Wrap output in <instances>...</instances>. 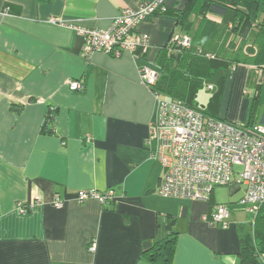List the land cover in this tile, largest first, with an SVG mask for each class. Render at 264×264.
I'll return each mask as SVG.
<instances>
[{
  "label": "crops",
  "instance_id": "1",
  "mask_svg": "<svg viewBox=\"0 0 264 264\" xmlns=\"http://www.w3.org/2000/svg\"><path fill=\"white\" fill-rule=\"evenodd\" d=\"M140 1L0 0V13L6 5L20 7L18 14H0V264H154L142 252L166 237L169 216L177 233L169 264H237L245 237L235 221L225 228L209 224V200L156 192L163 167L146 143L155 99L139 82L138 68L157 71L159 50L180 33L176 20L156 14L137 26L149 37L138 60L101 52L84 59L82 36L69 27L104 29ZM185 1L165 0L175 8ZM191 21L190 36L200 17ZM233 75L223 82L217 112L227 120H234L225 109ZM249 77L246 65L237 89L242 101ZM74 80L81 90L68 88ZM51 112V131L41 132ZM257 123H264V106ZM227 187L229 194L242 193L235 184ZM86 189H111L114 198L78 202L77 191ZM36 197L33 208L17 212L18 202L29 205ZM91 242L94 252L87 251Z\"/></svg>",
  "mask_w": 264,
  "mask_h": 264
},
{
  "label": "built area",
  "instance_id": "2",
  "mask_svg": "<svg viewBox=\"0 0 264 264\" xmlns=\"http://www.w3.org/2000/svg\"><path fill=\"white\" fill-rule=\"evenodd\" d=\"M158 8L165 10V0H141L136 10L122 8L104 29L69 27L82 36L81 55L84 59L94 52H101L112 57L129 53L138 60L140 53H144L149 46V37L137 32V26L153 16ZM8 9L5 6L0 14L9 13ZM50 21L56 22L54 19ZM190 42L188 34L176 33L168 39L167 44L170 47H188ZM138 75L139 82L147 89H151L158 78L157 71L147 65L139 66ZM68 88L78 91L83 84L74 80L69 82ZM206 89L213 90V86L207 85ZM152 93L155 109L146 143L151 149V157L163 167L156 187L157 194L208 201L216 187L235 184L243 191L240 203L245 205L248 212L256 213L259 205L264 203V123L247 126L224 122L203 114L179 99ZM113 198L111 189H86L76 193L78 202L96 199L100 204H105ZM39 201L40 198L36 197L29 205L18 202L17 212L24 214ZM62 205V201L56 197L54 206L59 208ZM229 214L228 206L217 203L211 217L205 219L209 224H219L225 228ZM87 251L94 252L95 244L91 242Z\"/></svg>",
  "mask_w": 264,
  "mask_h": 264
},
{
  "label": "trees",
  "instance_id": "3",
  "mask_svg": "<svg viewBox=\"0 0 264 264\" xmlns=\"http://www.w3.org/2000/svg\"><path fill=\"white\" fill-rule=\"evenodd\" d=\"M153 15L160 14L173 17L181 34L191 33L193 22L191 17L199 16L200 22L191 38L188 47H170L165 44L158 52L154 66L158 78L151 92L179 99L186 105L199 110L207 116L221 118L217 114V96L220 94L224 79L207 107H200L194 102L195 84L189 75H211L216 69L228 71L232 66L250 62L249 76L253 74L254 93L252 100H257L261 84L254 79L255 67L264 66V0H186L182 8L168 6ZM9 13L18 14L20 7L6 5ZM212 14L220 18L217 22L208 18ZM200 49L201 51H198ZM249 77V78H250ZM52 112L45 116L41 132L51 131L49 124L55 120ZM250 125V124H245ZM243 191L239 197V203ZM231 203V202H230ZM217 202L214 194L208 202L206 218ZM229 208V203H222ZM241 204V203H240ZM245 207V205H244ZM260 204L254 213L255 229L253 236L241 239L240 248L236 254L237 264H264V226L256 228L258 218L264 219ZM230 209V208H229ZM231 210V209H230ZM264 212V211H263ZM174 217H167V235L155 241L142 252V257L154 264H169L171 262L177 233L173 230ZM253 239V240H252Z\"/></svg>",
  "mask_w": 264,
  "mask_h": 264
},
{
  "label": "rangeland",
  "instance_id": "4",
  "mask_svg": "<svg viewBox=\"0 0 264 264\" xmlns=\"http://www.w3.org/2000/svg\"><path fill=\"white\" fill-rule=\"evenodd\" d=\"M251 62V61H250ZM245 63L239 64L237 67L232 66L228 71H223L222 69H216L215 72L211 75H189L188 72V78H191V81L195 84V96H194V102L200 106V107H207L210 100L215 95V92L220 87V84L222 82V79L226 82L228 77H231L234 73V82L233 87L231 89L230 93V101L229 105H226L225 109L229 111L234 116V120H227L223 117L219 118V120H222L224 122L231 121L234 124H247V123H253L250 124V126H253L254 123L256 124L259 119L260 115L263 111L264 106V66L262 67H255L256 73L254 74V79L257 80V83L261 84V91H260V99L257 98V101L254 103V100H251V96L254 92V82L253 80V74H251V77L249 78V83L245 86V92L248 93V97H244L245 100H241V93L240 91H237L239 89V81H241V74H243V71L245 70V66H248V70L252 69L251 63ZM225 82L223 87H225ZM238 84V87H237ZM253 84V85H252ZM207 85H212L213 90H207ZM222 87V88H223ZM224 91L220 92L218 99L216 100L217 103V112H219L220 107L222 106V96ZM245 101V102H244ZM229 116V114L227 115ZM226 120V121H225ZM244 120V121H241ZM239 121V122H238ZM245 122V123H244ZM233 124V125H234ZM258 124V123H257ZM239 168V167H238ZM214 194V199L217 203H230L231 202V210H230V221H235L240 228V230L243 232L244 237L247 236H253L254 229H255V219H254V213L248 212V209L244 207V205L239 203V197L241 195V192L238 191L234 194H229L228 187L227 186H219L216 187L212 194ZM211 197V196H210ZM264 211V207L262 209ZM261 215H263V212ZM264 226V219L258 218L256 228L259 230ZM253 240V239H252Z\"/></svg>",
  "mask_w": 264,
  "mask_h": 264
}]
</instances>
